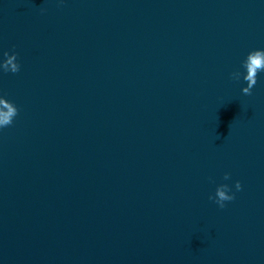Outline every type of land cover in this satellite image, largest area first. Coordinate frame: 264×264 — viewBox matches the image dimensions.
<instances>
[{
    "label": "water",
    "instance_id": "water-1",
    "mask_svg": "<svg viewBox=\"0 0 264 264\" xmlns=\"http://www.w3.org/2000/svg\"><path fill=\"white\" fill-rule=\"evenodd\" d=\"M253 51L264 0H0V264H264Z\"/></svg>",
    "mask_w": 264,
    "mask_h": 264
},
{
    "label": "clouds",
    "instance_id": "clouds-1",
    "mask_svg": "<svg viewBox=\"0 0 264 264\" xmlns=\"http://www.w3.org/2000/svg\"><path fill=\"white\" fill-rule=\"evenodd\" d=\"M262 58H264V51H253L248 55V63L245 65L247 67V70L249 72V75L245 77V79L249 82V86L246 89H243V92L246 95H251V89L256 85V71L257 69L261 68L262 64ZM11 61H9L10 63ZM7 68L5 69V72H7ZM19 71V66L12 65L11 72L17 73ZM5 107L8 108V111L6 113H0L2 115V119H0V128L9 126L12 124L13 117L17 115V109L16 107H12L10 104H5ZM225 180L229 179L228 174L224 177ZM226 187V186H225ZM236 189L237 191L241 190V185L239 182L236 183ZM217 194L219 195L221 200H228L232 201L234 200V195L226 196L224 191L217 190ZM209 199H212V197H209ZM220 207L223 208L224 204L221 203Z\"/></svg>",
    "mask_w": 264,
    "mask_h": 264
}]
</instances>
